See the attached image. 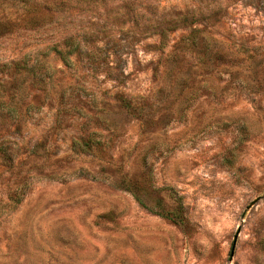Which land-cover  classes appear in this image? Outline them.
<instances>
[{
	"label": "rangeland",
	"instance_id": "obj_1",
	"mask_svg": "<svg viewBox=\"0 0 264 264\" xmlns=\"http://www.w3.org/2000/svg\"><path fill=\"white\" fill-rule=\"evenodd\" d=\"M0 264H264V0H0Z\"/></svg>",
	"mask_w": 264,
	"mask_h": 264
},
{
	"label": "trees",
	"instance_id": "obj_2",
	"mask_svg": "<svg viewBox=\"0 0 264 264\" xmlns=\"http://www.w3.org/2000/svg\"><path fill=\"white\" fill-rule=\"evenodd\" d=\"M14 1H16V2H18L24 6H30V5H33L35 3H39L41 1H46V0H14ZM187 14H188V12L175 13L171 19L161 21L162 23L158 24L157 29L159 31L161 47L164 48L167 45L169 35L172 31H174L177 27H179V25H184V23L187 22V20H188ZM200 34H204V29L193 30L191 32V34L189 35V37L190 38H196ZM192 44L194 45V39H192ZM78 48L79 47L76 46L75 49H73V51L71 50V52L76 51V49H78ZM55 52L57 55H59L61 57L64 64L66 66H68L69 65V58L68 57H69V55H71V53L64 54L61 50H57V49H55Z\"/></svg>",
	"mask_w": 264,
	"mask_h": 264
}]
</instances>
